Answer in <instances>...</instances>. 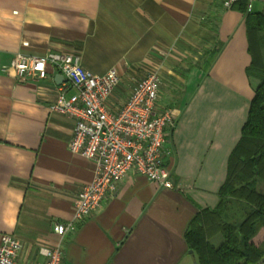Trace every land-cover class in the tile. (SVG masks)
Here are the masks:
<instances>
[{
    "label": "crops",
    "instance_id": "crops-1",
    "mask_svg": "<svg viewBox=\"0 0 264 264\" xmlns=\"http://www.w3.org/2000/svg\"><path fill=\"white\" fill-rule=\"evenodd\" d=\"M223 2L0 0V243L2 234L15 235L20 261L45 264L40 247L56 242L55 225L72 219L81 187L95 174L93 161L69 149L74 119L50 108L76 88L52 65L44 78L8 69L18 52L53 51L78 55L95 74L119 70L106 101L111 112L155 71L159 107L178 114L165 158L174 188L130 171L113 197L65 235L63 264L197 261L187 230L220 201L260 83L249 73L247 12Z\"/></svg>",
    "mask_w": 264,
    "mask_h": 264
},
{
    "label": "built area",
    "instance_id": "built-area-1",
    "mask_svg": "<svg viewBox=\"0 0 264 264\" xmlns=\"http://www.w3.org/2000/svg\"><path fill=\"white\" fill-rule=\"evenodd\" d=\"M243 1L246 12H252L256 0H224L223 4L232 8ZM48 65L57 68L77 90L68 99L61 95L50 106L75 121L69 149L95 164L93 179L83 184L78 193L72 219L55 225L58 239L53 245L40 247L45 264H63L65 235L75 231L77 224L100 207L106 197H113L130 171L162 188H174L172 171L165 158L167 138L178 114L173 108L159 107L161 82L155 71L137 81L122 108L113 113L106 101L122 79L116 67L95 74L83 67L78 55L53 51L44 56L18 52L8 69L22 79L44 78ZM20 249L15 235L2 234L0 264H26L19 260Z\"/></svg>",
    "mask_w": 264,
    "mask_h": 264
},
{
    "label": "trees",
    "instance_id": "trees-1",
    "mask_svg": "<svg viewBox=\"0 0 264 264\" xmlns=\"http://www.w3.org/2000/svg\"><path fill=\"white\" fill-rule=\"evenodd\" d=\"M239 6L246 11L244 1ZM246 27L249 73L260 83L229 157L220 201L215 208L200 210L187 230L186 240L198 264H264V243L255 242L264 228V10L247 13ZM216 234L221 235L219 244L210 241Z\"/></svg>",
    "mask_w": 264,
    "mask_h": 264
},
{
    "label": "rangeland",
    "instance_id": "rangeland-1",
    "mask_svg": "<svg viewBox=\"0 0 264 264\" xmlns=\"http://www.w3.org/2000/svg\"><path fill=\"white\" fill-rule=\"evenodd\" d=\"M264 10V1L262 0H256L253 4V12H260ZM221 240V235L220 234H216L215 236H213L212 238H210V241L212 243H218ZM255 242L257 244H263L264 243V228H262L260 230V232L258 233V235L255 237Z\"/></svg>",
    "mask_w": 264,
    "mask_h": 264
},
{
    "label": "water",
    "instance_id": "water-1",
    "mask_svg": "<svg viewBox=\"0 0 264 264\" xmlns=\"http://www.w3.org/2000/svg\"><path fill=\"white\" fill-rule=\"evenodd\" d=\"M61 77H64L63 75H61ZM190 252L191 253H193V250H190ZM194 264H198V262L197 261H195V263Z\"/></svg>",
    "mask_w": 264,
    "mask_h": 264
}]
</instances>
